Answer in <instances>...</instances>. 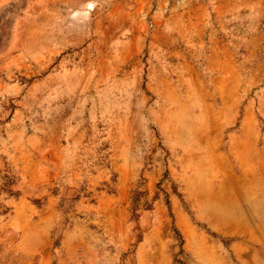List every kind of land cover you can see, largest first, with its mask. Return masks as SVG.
<instances>
[{"label": "rangeland", "instance_id": "obj_1", "mask_svg": "<svg viewBox=\"0 0 264 264\" xmlns=\"http://www.w3.org/2000/svg\"><path fill=\"white\" fill-rule=\"evenodd\" d=\"M250 190L264 0H0V264H264Z\"/></svg>", "mask_w": 264, "mask_h": 264}, {"label": "bare ground", "instance_id": "obj_2", "mask_svg": "<svg viewBox=\"0 0 264 264\" xmlns=\"http://www.w3.org/2000/svg\"><path fill=\"white\" fill-rule=\"evenodd\" d=\"M205 199H207L209 202V204H207L208 206L206 205V210L208 212H210L213 215H215L216 212H218V211H220L222 213L221 216H217L218 218H222L224 216H226V217L228 216L229 218L234 217V219L242 218L241 211H240V208L238 207V205L246 203L247 204L246 210H248V214H249L247 219L248 220H253V219L257 220V223H259V224H257L259 229L264 228V200L261 197H253L252 198L251 190L250 191H244V192H237L236 191V192H232L230 194L229 193H225V194L222 193V194H219L216 196L206 195ZM260 211L262 212L261 217L257 215V214H259ZM241 222H242V220H241ZM249 223H251V222H249ZM252 225H255V224H252Z\"/></svg>", "mask_w": 264, "mask_h": 264}]
</instances>
